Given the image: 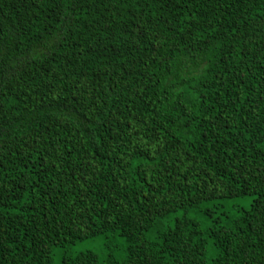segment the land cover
Masks as SVG:
<instances>
[{
    "label": "trees",
    "instance_id": "16d2710c",
    "mask_svg": "<svg viewBox=\"0 0 264 264\" xmlns=\"http://www.w3.org/2000/svg\"><path fill=\"white\" fill-rule=\"evenodd\" d=\"M0 264H264V0H0Z\"/></svg>",
    "mask_w": 264,
    "mask_h": 264
},
{
    "label": "rangeland",
    "instance_id": "374dc122",
    "mask_svg": "<svg viewBox=\"0 0 264 264\" xmlns=\"http://www.w3.org/2000/svg\"><path fill=\"white\" fill-rule=\"evenodd\" d=\"M250 201H251V196H247V197H238V198L229 199L228 201L223 202L225 205L223 208L217 205V204H221L220 201L207 202V203H204L203 206L206 208H211L212 215L209 217L212 218L213 216H220V213L222 211H228L230 213L234 212L233 208L234 207L237 208V206L248 207L250 204ZM190 215L197 217L201 221L206 219L202 212H191ZM116 242L119 244V241H116ZM114 243L115 241L111 242L110 244H114ZM87 249L94 250L100 256H102L104 254L103 237L80 241L71 247V250L73 252H78V251L87 250Z\"/></svg>",
    "mask_w": 264,
    "mask_h": 264
}]
</instances>
